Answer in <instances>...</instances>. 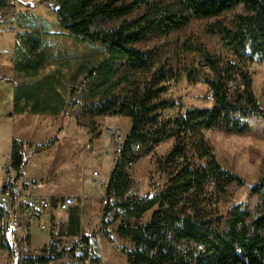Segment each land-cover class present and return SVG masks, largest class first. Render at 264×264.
<instances>
[{"label":"trees","instance_id":"obj_1","mask_svg":"<svg viewBox=\"0 0 264 264\" xmlns=\"http://www.w3.org/2000/svg\"><path fill=\"white\" fill-rule=\"evenodd\" d=\"M18 1L0 0V27L16 19ZM45 4L68 34L101 44L108 53L69 86L64 116L76 114L78 122L96 134L99 116H127L132 123L114 153L115 164L104 187L107 202L101 232L114 241L109 226L120 220L116 233L131 239V247L118 248L129 264H264V163L248 190V200L220 215L219 203L232 200L230 188L246 182L222 165L205 137L209 129L244 133L250 118H264V107L245 69L254 60L264 63V0H46ZM231 12L233 16L226 17ZM193 21L205 22L203 31L218 37L236 59L223 62L197 32L182 40L173 37ZM33 39L29 47L39 57L41 36ZM154 40L155 45L144 46ZM183 74L192 83L200 80L209 86L211 106L177 108L174 100L163 97L169 83ZM236 81L238 89L231 95L229 84ZM176 108L175 115L163 116L164 110ZM170 138L171 147L157 153L156 146ZM59 140L58 132L27 155L24 141L14 138L10 159L17 178L23 179L33 156ZM144 153H153L155 170L166 181L154 191L128 194L133 187L131 164ZM148 211L152 213L146 222H131ZM63 234L77 237L73 247L84 241L85 253L91 254V237L82 233L79 212L71 215ZM0 242L16 255L14 263L2 264H48L66 255V250H56L55 237L40 255L19 254L15 230L3 226ZM80 256L73 253L70 258L78 263Z\"/></svg>","mask_w":264,"mask_h":264},{"label":"rangeland","instance_id":"obj_2","mask_svg":"<svg viewBox=\"0 0 264 264\" xmlns=\"http://www.w3.org/2000/svg\"><path fill=\"white\" fill-rule=\"evenodd\" d=\"M232 16L233 12L226 14V17ZM12 21L17 24L16 31L8 32L5 29L7 23L0 27L1 35L6 40L5 47L10 49V55L7 56L10 70L7 72L13 71L23 76L22 70L15 69L16 61L20 60L21 65L28 61L27 50L23 47L27 44H34L33 38L40 35L42 36L41 49L44 53L42 73L58 74L60 87L63 93L67 94V98L69 86L79 81L88 68L97 64L108 54L105 46L98 43L81 42L68 34L58 23L44 0H19L17 16ZM204 23L193 21L187 29L174 34L173 37L182 40L192 32H197L211 52L219 56L223 62L227 59L235 60L232 53L222 46L218 37L208 35L203 31ZM23 26L30 28L32 39L23 36L26 34L23 32ZM155 43L156 40L150 41L144 46L151 47ZM172 46L175 44L173 43ZM36 57L38 54L34 58ZM245 69L251 75L255 95L264 107V63L254 60L246 63ZM229 88L230 94L233 95L238 89V82H230ZM163 97L174 100L177 108L203 107L213 104L209 86L200 80L195 83L190 82L186 74H183L178 81L170 82L169 89ZM177 108L166 109L162 114L166 117L175 115ZM95 120L97 134L93 133L87 125L78 122L76 114L64 116L63 112H60L55 128L57 130L55 131L53 127L52 135H48L49 133L44 128L42 132L36 131L35 136L27 141L23 140L25 145L27 144L25 153L29 155L40 141L45 142L58 132L60 137L57 145H53V150L48 152L50 154L42 153L32 158L26 169L25 180L36 178L41 189L50 188L60 193L82 188L85 192L87 191L89 198H86L85 202L76 200L74 204L75 206L80 205L83 212H86V235L91 237V260L85 264H129L126 255L118 248V246L131 247V239L120 237L116 233L120 220L109 226L114 241H110L101 232L105 205L103 202L104 187L94 179L93 171L99 170L102 177L108 178L115 164L114 153L122 141L118 137L119 135L123 137L130 130L132 123L130 117L121 115L99 116ZM248 122L249 130L244 133H227L219 129L205 131V137L222 165L242 176L246 182L244 186L230 188L233 195L232 200L219 203V214L223 216L227 215L231 206L248 200L250 186L257 182L261 175L264 163V118L252 117ZM23 123V121L13 124L0 123V190L4 175V168L2 174L1 166L5 167L10 156L6 158L11 146L10 136L20 132L24 126ZM36 129L39 128L36 127ZM172 143L173 138L161 142L155 151L162 154L171 147ZM131 174L132 191L139 193L154 191L166 181V177L155 170L153 153H144L134 164ZM46 175L48 176L45 180L43 178ZM251 201L255 203V197H252ZM151 213L152 211H148L139 220H130L133 223H143L150 219ZM47 234L46 230L35 231L33 241H39L37 244L40 246L47 238ZM40 252L41 249L32 251L33 254ZM48 264H58V262L54 260Z\"/></svg>","mask_w":264,"mask_h":264},{"label":"crops","instance_id":"obj_3","mask_svg":"<svg viewBox=\"0 0 264 264\" xmlns=\"http://www.w3.org/2000/svg\"><path fill=\"white\" fill-rule=\"evenodd\" d=\"M23 32L26 34L24 37H31L29 34L31 32L28 26H23ZM2 31H0L1 35ZM0 36V123H21L24 126L22 130L17 134H13L11 137V146L8 149L6 158L11 153L12 140L14 138H19L22 140H28L29 138L35 136L36 131L42 132V129H46L52 135L53 131L51 129L56 128L58 122V114L64 111L67 94L63 93L60 84L59 77L56 73H42V64L44 61V53L42 51V45L37 49L39 57H35L34 51L27 44L23 49L27 50L28 61L21 65L20 60L16 61L17 67L15 69L22 70L23 76L16 72H7L10 70V62L7 60L8 54L10 55V49L5 47L4 38ZM42 40V36H41ZM7 66V67H6ZM41 69V70H40ZM17 74V75H16ZM39 128V129H36ZM57 129H55L56 131ZM31 141V140H29ZM42 143V141H40ZM39 142V143H40ZM57 145V143H56ZM54 146L39 153V154H50ZM27 149V144L24 147V151ZM36 154V155H39ZM35 155V156H36ZM33 156V157H35ZM32 157V158H33ZM31 158V160H32ZM30 160V162H31ZM29 162V164H30ZM29 166V165H28ZM50 167V166H49ZM4 165L1 166V172L3 174ZM51 168V167H50ZM27 171V170H26ZM26 175V172H25ZM25 175L23 177L24 181L31 182L34 184L32 188V193L36 195L48 196L52 199L61 198L67 195H72L76 200L85 202L86 198H89L88 192L82 188L76 190H68L66 192L60 193L59 191L50 188L41 189L38 184V179L32 178L31 180H25ZM50 175V174H48ZM46 175L43 179L46 180ZM79 212L81 217V230L82 233L86 235L85 229V218L86 212L81 209L80 205H73L67 210H58L52 208L39 214L30 223L31 225V235L30 241L33 250H42L46 247L50 241L55 238H63L68 241H76L77 237L73 235L63 234L68 230V225L70 222L71 215L75 212ZM1 222V220H0ZM44 223L46 226L44 229H40L39 224ZM1 224H0V237H1ZM12 230V229H11ZM46 230L48 232L47 238L43 240L42 244L39 246L37 242L33 241V233L43 232ZM18 246H20V238L22 236L21 232H17ZM19 254L20 247L18 248ZM16 260V255L11 250L3 247L0 242V264L2 263H14Z\"/></svg>","mask_w":264,"mask_h":264},{"label":"built area","instance_id":"obj_4","mask_svg":"<svg viewBox=\"0 0 264 264\" xmlns=\"http://www.w3.org/2000/svg\"><path fill=\"white\" fill-rule=\"evenodd\" d=\"M5 29L8 32L16 31L17 24L15 21H10L7 23ZM118 138L122 139L123 137L119 135ZM136 149H138V147H136ZM131 166L133 167L134 164H131ZM93 175L94 179L98 180L99 184L105 187L107 179L102 177L101 172L99 170H94ZM33 187V183L17 178L16 171L12 166L9 156L4 167L3 183L0 190L1 225L6 231L12 229L15 230V232L19 231L22 233L19 247L23 255H40V253H32L30 223L33 219L52 208L67 210L75 204V197L72 195L52 199L48 196L32 193ZM135 193L139 192L132 191V189L128 192V194ZM103 202L106 203L107 201L103 199ZM45 226L44 223L39 224L40 229H44ZM74 243L75 242H70L63 238H55L54 246L56 250H66L65 257L56 260L58 264H85L91 260L90 254L85 253L87 247L86 243L84 241H79L77 245L73 247ZM73 253H80V255H82L78 263L72 262L70 257ZM45 254L48 256L51 252L47 251Z\"/></svg>","mask_w":264,"mask_h":264},{"label":"water","instance_id":"obj_5","mask_svg":"<svg viewBox=\"0 0 264 264\" xmlns=\"http://www.w3.org/2000/svg\"><path fill=\"white\" fill-rule=\"evenodd\" d=\"M44 1H46V0H44Z\"/></svg>","mask_w":264,"mask_h":264}]
</instances>
